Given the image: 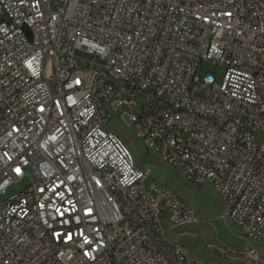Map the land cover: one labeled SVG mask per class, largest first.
Masks as SVG:
<instances>
[{
    "label": "built area",
    "instance_id": "1",
    "mask_svg": "<svg viewBox=\"0 0 264 264\" xmlns=\"http://www.w3.org/2000/svg\"><path fill=\"white\" fill-rule=\"evenodd\" d=\"M0 17V264H216L166 237L196 212L147 183L118 123L264 251V0H0Z\"/></svg>",
    "mask_w": 264,
    "mask_h": 264
},
{
    "label": "rangeland",
    "instance_id": "2",
    "mask_svg": "<svg viewBox=\"0 0 264 264\" xmlns=\"http://www.w3.org/2000/svg\"><path fill=\"white\" fill-rule=\"evenodd\" d=\"M75 55L84 61L102 63L98 55L83 50H76ZM216 69L214 61H206L202 72L215 74ZM110 125L115 124L113 122ZM117 125L120 128L117 130L134 155L136 165L150 170L147 183L155 179L169 187L180 194L196 212V222L192 224L172 227L163 223L165 235L170 241L183 243L193 255L216 264H264V251L256 242L245 237L238 225L224 216V203L210 185L194 186L176 168L147 149L134 129L126 127L124 123ZM22 186L23 182L13 184L7 196L18 192ZM251 247L256 249V256L249 261L246 253Z\"/></svg>",
    "mask_w": 264,
    "mask_h": 264
},
{
    "label": "bare ground",
    "instance_id": "3",
    "mask_svg": "<svg viewBox=\"0 0 264 264\" xmlns=\"http://www.w3.org/2000/svg\"><path fill=\"white\" fill-rule=\"evenodd\" d=\"M148 179H149V177H148ZM188 199V198H187ZM188 201L190 202V200L188 199Z\"/></svg>",
    "mask_w": 264,
    "mask_h": 264
},
{
    "label": "water",
    "instance_id": "4",
    "mask_svg": "<svg viewBox=\"0 0 264 264\" xmlns=\"http://www.w3.org/2000/svg\"><path fill=\"white\" fill-rule=\"evenodd\" d=\"M0 19H2V18L0 17ZM5 21H7V20L5 19Z\"/></svg>",
    "mask_w": 264,
    "mask_h": 264
}]
</instances>
